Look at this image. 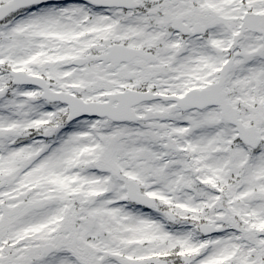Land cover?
Listing matches in <instances>:
<instances>
[{"label":"snow or ice","instance_id":"1","mask_svg":"<svg viewBox=\"0 0 264 264\" xmlns=\"http://www.w3.org/2000/svg\"><path fill=\"white\" fill-rule=\"evenodd\" d=\"M0 264H264V0H0Z\"/></svg>","mask_w":264,"mask_h":264}]
</instances>
